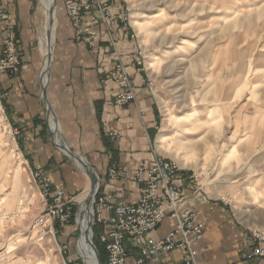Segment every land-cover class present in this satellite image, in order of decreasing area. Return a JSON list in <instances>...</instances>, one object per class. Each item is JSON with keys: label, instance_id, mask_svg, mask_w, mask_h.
Returning <instances> with one entry per match:
<instances>
[{"label": "rangeland", "instance_id": "374dc122", "mask_svg": "<svg viewBox=\"0 0 264 264\" xmlns=\"http://www.w3.org/2000/svg\"><path fill=\"white\" fill-rule=\"evenodd\" d=\"M115 1L127 13L136 47L146 51L141 70L153 83L150 92L159 109L154 139L167 134L155 153L192 175L194 189L230 205L251 231H264V0ZM40 4L37 0V47L43 32ZM60 9L57 0L52 58ZM43 62L42 55V71ZM2 110L1 105L3 264H62L83 253L81 205L76 197L69 205L66 236L64 226L34 227L43 201ZM98 230L91 217L88 234L96 250Z\"/></svg>", "mask_w": 264, "mask_h": 264}, {"label": "crops", "instance_id": "0c3cea01", "mask_svg": "<svg viewBox=\"0 0 264 264\" xmlns=\"http://www.w3.org/2000/svg\"><path fill=\"white\" fill-rule=\"evenodd\" d=\"M60 4L45 99L42 55L37 47V0H0V12L7 15L0 19V58L2 36L11 25L19 57L26 65L13 75L0 73L4 114L17 133L30 172L39 168L47 171L53 186L64 188L66 199L73 202L90 184L77 163L57 148L52 129L57 141L80 155L97 174L99 193L105 190L115 201L132 202L140 188L132 183L131 175L136 167L147 168L155 154L159 117L155 100L143 83L145 73L131 64L137 53L136 43L127 25L120 21L122 11L118 9L108 23L84 14L83 20L96 30V37L93 44L76 41ZM118 55L136 80L135 100L124 107L115 103L117 84L105 73ZM47 103L52 113H48ZM112 131H119L120 136L112 137ZM110 168L118 171L117 178L109 177ZM176 184L186 195L182 206L199 212L204 222L203 236L195 245L199 264H263L244 259L243 254L254 244V231L238 219L230 205L200 191L194 194L187 173L182 172ZM174 224V220L165 218L152 235L160 237ZM63 232L68 235V225ZM182 256L181 249H174L163 255L160 264H177Z\"/></svg>", "mask_w": 264, "mask_h": 264}, {"label": "built area", "instance_id": "2783aa9c", "mask_svg": "<svg viewBox=\"0 0 264 264\" xmlns=\"http://www.w3.org/2000/svg\"><path fill=\"white\" fill-rule=\"evenodd\" d=\"M60 2L73 28L75 40L88 44H93L96 30L83 20V15L90 13L94 21L108 23L114 16V11L118 9L115 0ZM119 15L120 21L126 24V11L120 12ZM6 18L7 15L0 12V19ZM145 52L139 46L131 64L141 68L145 62ZM1 53L0 73L13 75L26 67L19 57L16 34L11 25L2 36ZM105 73L117 84L115 103L119 107L135 100L136 80L119 55L107 65ZM143 83L152 91L153 83L150 79L144 78ZM4 118L6 120V117ZM8 125L13 136L16 135V131L9 123ZM111 136L117 138L120 133L112 131ZM180 170L173 161L155 153L147 168L136 167L132 172V183L140 188V194L134 201H115L113 195L105 190L102 193L96 192L92 207V224L99 229L97 240L101 251L97 250V254L99 259L101 255L102 264H160L163 255L174 249L183 251V256L177 264H199L195 245L203 236L204 222L200 219L199 212L182 206L186 195L176 184V179L182 174ZM108 175L113 179L117 178L118 171L110 168ZM31 177L43 201V209L36 218L34 227L41 231H54L55 226H65L71 218V201L66 199L64 188L53 186L51 176L44 169L31 171ZM188 179L190 183L193 182L192 175H189ZM198 191L195 188L193 193ZM2 218L3 212L0 210V221ZM165 218L174 220V228L160 237H154L153 231ZM253 239V246L243 257L246 260H260L264 264V231H254ZM3 258H0V264H3ZM62 264L88 263L79 250L77 255L63 258Z\"/></svg>", "mask_w": 264, "mask_h": 264}, {"label": "bare ground", "instance_id": "6f19581e", "mask_svg": "<svg viewBox=\"0 0 264 264\" xmlns=\"http://www.w3.org/2000/svg\"><path fill=\"white\" fill-rule=\"evenodd\" d=\"M41 10L43 14V32L42 36L38 42V47L42 51V55L44 57L43 62V79H47V72L50 63V54L53 50V41H54V27H55V14L56 7L54 6V0H40ZM50 21H53L50 25ZM167 120V118H165ZM193 125V124H192ZM167 141V134H160L157 138V147L162 148L164 143ZM17 158H20V155L17 153ZM84 162V160L81 158ZM76 163L82 167V163L76 161ZM92 174V173H91ZM93 175V174H92ZM95 189L97 187L96 178L93 175ZM91 190V192H90ZM93 190L90 188H86L82 193L76 196V200L80 203L81 207L77 214L79 229L81 232V240L83 245V254L87 260V262L91 264H96L95 261V252L93 247L90 244L91 236L88 234V227L91 223L92 217V207L88 205V202H91L92 206V198H93ZM90 197V198H89ZM9 250V249H8ZM13 250V249H12ZM11 251V250H10ZM92 256V257H91ZM1 258V256H0ZM34 264H41L40 262H36Z\"/></svg>", "mask_w": 264, "mask_h": 264}, {"label": "water", "instance_id": "95a60500", "mask_svg": "<svg viewBox=\"0 0 264 264\" xmlns=\"http://www.w3.org/2000/svg\"><path fill=\"white\" fill-rule=\"evenodd\" d=\"M56 4H57V0H54V6L56 7ZM53 21H50V25L52 24ZM51 60H52V54L50 55V63H49V67H48V72H47V79L45 81V84H43V97L46 99V95H45V91H46V83L48 81V75H49V68H50V64H51ZM48 105V108H47V111L48 113H52V110L51 108L49 107V104L47 103ZM52 129V128H51ZM52 134H53V140L55 141V145L57 146V148H59L65 155H67L68 157H70L71 159H73L76 163V161L78 162H81L82 163V170L83 172L88 176L89 180H90V188L94 191L93 192V196L95 194V192L97 191V188H98V185L95 189V184H94V179H93V175H95V177L98 179V176L97 174L93 171V169L84 161L81 160V156L74 153L68 146H64L62 145L61 143H59L57 141V137L55 136L56 135V132L54 129H52ZM78 166V165H77ZM79 167V166H78ZM93 175H92V174ZM98 182H99V179H98ZM92 203H93V198H92ZM90 244L91 246L93 247L94 249V252H95V259H96V263L97 264H102L99 257H98V254H97V250H96V247L95 245L93 244V240H92V233H91V240H90Z\"/></svg>", "mask_w": 264, "mask_h": 264}, {"label": "trees", "instance_id": "16d2710c", "mask_svg": "<svg viewBox=\"0 0 264 264\" xmlns=\"http://www.w3.org/2000/svg\"><path fill=\"white\" fill-rule=\"evenodd\" d=\"M98 248H99V247H98ZM99 251H101L100 248H99ZM100 259H101V261H103L102 257H100Z\"/></svg>", "mask_w": 264, "mask_h": 264}]
</instances>
